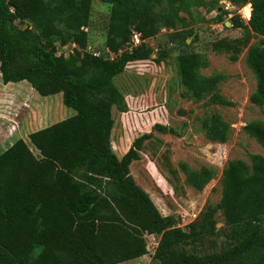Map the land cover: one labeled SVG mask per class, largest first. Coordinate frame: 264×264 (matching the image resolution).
Masks as SVG:
<instances>
[{
    "label": "trees",
    "instance_id": "obj_1",
    "mask_svg": "<svg viewBox=\"0 0 264 264\" xmlns=\"http://www.w3.org/2000/svg\"><path fill=\"white\" fill-rule=\"evenodd\" d=\"M91 1L0 0L1 83L25 81L39 96L60 93L62 105L74 112L27 135L36 156L21 139L0 153V264H119L146 254L143 233L157 237L150 257L158 264H264V157L251 155L249 165L229 161L222 169L215 209L228 226V243L205 250L203 241L215 229V209L207 208L187 231L171 227L128 171L146 136L136 138L119 159L109 144L110 110L124 109L112 79L129 63L149 57L144 39L156 34L160 22L175 26L177 13L190 6L214 10V21L226 12H217L212 0H97L109 5V16L105 56L95 57L85 51L83 31ZM227 1L250 5L247 26L235 42L264 37V0ZM164 3L170 4L168 10L154 17L152 7ZM23 21L31 26L18 27ZM131 31L142 42L127 51ZM52 38L77 48L67 58L56 55ZM244 60L255 78L249 101L264 106L263 40L247 48ZM205 65L200 54H177L184 93L193 101L207 96L211 104L228 105L216 93L223 76L200 75ZM200 126L210 141L227 138V124L215 114L205 116ZM243 129L264 147V123L251 120ZM184 173L200 190L212 170Z\"/></svg>",
    "mask_w": 264,
    "mask_h": 264
},
{
    "label": "rangeland",
    "instance_id": "obj_2",
    "mask_svg": "<svg viewBox=\"0 0 264 264\" xmlns=\"http://www.w3.org/2000/svg\"><path fill=\"white\" fill-rule=\"evenodd\" d=\"M212 1L214 8L226 12L220 21L212 20L215 11H207L205 6L180 10L175 26L166 27L160 22L156 34L144 39L142 44L149 48V57L129 63L112 79L122 96L124 109L122 112L114 107L110 110V149L119 159L136 138L146 136L142 138L137 159L128 165L129 174L159 214L167 217L169 225L182 231H187L190 223L199 224L207 208L215 209L221 196L222 169L229 161L240 160L249 165L251 155L264 157V147L243 129L251 120L264 123V106L249 101L255 78L244 60L247 48L261 40L264 43V37L251 35L245 44L239 45L235 40L242 37L243 28L247 26L238 12L241 6L227 0ZM169 7L170 4L165 3L153 6L152 13L160 17ZM242 12L247 17V9ZM108 16L109 5L93 0L87 25L83 28L87 46L104 56ZM17 25L20 28L31 26L27 21ZM51 40L55 54L64 55L62 47L69 41L61 46L55 38ZM219 43L226 44L227 49H218ZM181 52L204 57L206 65L198 69L200 75L223 76L216 93L228 105L211 104L207 96L193 101L184 93L176 69V56ZM25 91L28 93L24 94ZM59 96H39L25 81L7 85L0 80V153L28 132L55 123L57 117L49 115L58 106ZM73 113L72 109L63 107L62 119ZM211 114L227 124L224 142L210 141L204 135L200 122ZM25 144L36 156L33 147L27 141ZM183 168L194 172L210 168L211 179L202 189L196 190L187 181ZM213 219L215 229L203 241L205 250L209 245L211 250H219L228 243V226L217 208ZM142 239L149 247L147 252H152L150 248L155 247L157 237L143 233ZM136 259L119 264H135ZM141 262L158 264L152 257H143Z\"/></svg>",
    "mask_w": 264,
    "mask_h": 264
},
{
    "label": "built area",
    "instance_id": "obj_3",
    "mask_svg": "<svg viewBox=\"0 0 264 264\" xmlns=\"http://www.w3.org/2000/svg\"><path fill=\"white\" fill-rule=\"evenodd\" d=\"M242 6H243V7H242ZM242 6L240 7V9H239L238 12L240 13V17H241L242 19L247 20L248 17H249V13H250V5H249V3H245V4L242 5ZM244 9H248V16H247V17H245L244 14H243V12H242ZM141 42H142V40L140 39V35H139V33L135 32V31H131L130 36H129V42H128V45H127V47H126V50H127V51H130L131 49L137 47ZM68 47H69V48H68ZM66 48H68V49H66ZM76 48H77V46H76L74 43H70V44H68V45H64V46L62 47V49L64 50L65 54H64V55L59 54V55H61V56H66V55H68V53H72V51H73L74 49H76ZM85 51H86L87 53H89V54L95 56V57H96V56H99V54H100L98 51H96L95 49H93V48H91V47H88V46L85 47ZM109 57H110L109 59H112V58H113V55H112V54H109ZM147 248H149V247L146 246V254H144V255L141 256V257H138V258L136 259L135 264H143V263L141 262V259H142L143 257H147V258H149V257L151 256L152 252H149V253H148V252H147V251H148ZM153 248H154V247L150 248L151 251H153Z\"/></svg>",
    "mask_w": 264,
    "mask_h": 264
},
{
    "label": "crops",
    "instance_id": "obj_4",
    "mask_svg": "<svg viewBox=\"0 0 264 264\" xmlns=\"http://www.w3.org/2000/svg\"><path fill=\"white\" fill-rule=\"evenodd\" d=\"M20 82H22V81H20ZM18 83V82H17ZM8 84H12V83H7V85ZM16 85V84H15ZM18 85V84H17ZM17 91H20V90H17ZM28 92L27 91H25L24 92V94H27ZM19 94V93H18ZM57 94H60V93H57ZM15 97V96H14ZM58 103V106L56 107V109L55 110H53L52 109V111L50 112V115H49V117L50 118H55V117H57V120H55V122L56 121H60V120H62V116H63V107H65V106H63L62 105V103L60 102L61 101V94H60V96H59V100H56ZM61 103V104H60ZM71 115H73V114H71ZM58 117H61V118H58ZM38 130V129H37ZM34 131H36V130H34ZM34 131H31V132H34ZM31 132H28L27 134H25L24 135V138H21L22 139V141L23 142H25L26 143V141L29 143V141H28V139H27V135L29 134V133H31ZM30 144V143H29ZM11 145V144H10ZM9 145V146H10ZM27 145V144H26ZM31 145V144H30ZM150 236V235H149Z\"/></svg>",
    "mask_w": 264,
    "mask_h": 264
},
{
    "label": "water",
    "instance_id": "obj_5",
    "mask_svg": "<svg viewBox=\"0 0 264 264\" xmlns=\"http://www.w3.org/2000/svg\"><path fill=\"white\" fill-rule=\"evenodd\" d=\"M217 12H219L220 11V9L219 8H217V10H216Z\"/></svg>",
    "mask_w": 264,
    "mask_h": 264
}]
</instances>
